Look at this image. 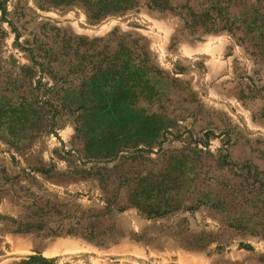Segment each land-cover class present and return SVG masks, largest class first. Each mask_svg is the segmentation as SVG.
I'll use <instances>...</instances> for the list:
<instances>
[{
    "label": "rangeland",
    "instance_id": "374dc122",
    "mask_svg": "<svg viewBox=\"0 0 264 264\" xmlns=\"http://www.w3.org/2000/svg\"><path fill=\"white\" fill-rule=\"evenodd\" d=\"M4 6L0 70L13 77L31 64L13 26L25 45L44 25L91 40L131 35L161 74L121 117L119 155L86 162L109 168L104 181L72 172L66 160L75 114L62 111L53 128L27 125L20 144L0 134V264L31 254L55 264H264V54L256 60L226 30L192 33L172 11L141 6L93 19L75 4ZM253 8L264 15V0H239L229 11ZM86 119L97 132L115 129L111 116ZM134 195L142 207L130 204ZM37 217L42 230L15 232ZM63 241L66 252L47 250Z\"/></svg>",
    "mask_w": 264,
    "mask_h": 264
},
{
    "label": "trees",
    "instance_id": "16d2710c",
    "mask_svg": "<svg viewBox=\"0 0 264 264\" xmlns=\"http://www.w3.org/2000/svg\"><path fill=\"white\" fill-rule=\"evenodd\" d=\"M237 1L239 0H38L42 7L79 5L93 19L141 6L177 12L183 17L185 28L192 33L221 30L231 32L259 61L264 54V15L259 14L255 8L251 9V14H232L229 10L233 2ZM5 2L6 0H0L2 18L7 14ZM13 30L16 32L18 46L28 52L31 64L21 67L16 77L0 70V134L10 142L20 144L27 137L20 132L27 130V125L33 130L53 128L58 124L57 116L62 111L75 114L77 135L72 147L65 151L66 160L73 167L72 172L98 176L104 181L106 176H110L107 173L109 168L85 167L86 162L95 157L108 160L119 155L122 147L116 145L121 140L119 125H125V119L121 117L137 110L133 105L141 95L153 90L151 82L154 77L160 76L161 71L152 65L140 40L131 35L113 34L107 38L91 40L68 35L58 27L44 25L42 32L32 33V38L26 39L25 45H22L19 43L20 31L15 26ZM2 35L4 31L0 29V41ZM256 39L261 42L255 41ZM249 90L253 92V89ZM239 95L243 98L247 93L241 91ZM104 115L111 116L115 121V129L110 125L97 132L87 127L86 118L96 119ZM130 116L132 115H125L126 118ZM93 148H97V153L104 154V157L97 156ZM136 196L139 198L141 193ZM136 196L132 197L130 204L142 207V203L135 199ZM115 201L116 198L110 200V203ZM169 208L170 206H165L164 209L157 207L150 212L145 209L143 211L159 215ZM37 218V224L27 223L15 232L42 230L46 222ZM58 230L51 229L49 235H57L61 231ZM42 262L55 264L54 260L40 254H31L17 264Z\"/></svg>",
    "mask_w": 264,
    "mask_h": 264
},
{
    "label": "crops",
    "instance_id": "0c3cea01",
    "mask_svg": "<svg viewBox=\"0 0 264 264\" xmlns=\"http://www.w3.org/2000/svg\"><path fill=\"white\" fill-rule=\"evenodd\" d=\"M67 245H68V241H63V242H59L57 244H50L47 247V250L52 254V255H59L61 253L66 252L67 250Z\"/></svg>",
    "mask_w": 264,
    "mask_h": 264
}]
</instances>
